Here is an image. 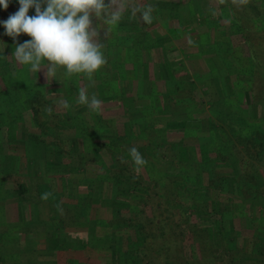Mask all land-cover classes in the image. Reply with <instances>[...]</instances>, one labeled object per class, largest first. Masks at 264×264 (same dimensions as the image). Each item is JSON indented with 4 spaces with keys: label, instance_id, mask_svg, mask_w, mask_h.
<instances>
[{
    "label": "rangeland",
    "instance_id": "rangeland-1",
    "mask_svg": "<svg viewBox=\"0 0 264 264\" xmlns=\"http://www.w3.org/2000/svg\"><path fill=\"white\" fill-rule=\"evenodd\" d=\"M173 2H181L182 9L179 7L177 9V6L174 7L175 9L179 10L181 9V16H179V13H176L177 11L173 12L172 19H171V25L174 22L177 28L179 30L177 32V35L175 36H181L182 37V30H185L186 34H192L197 36L196 41L198 38H200V34L197 32L198 28H205L207 31L205 33L201 32V35L204 39L201 43L202 48L205 49L203 51V55L207 57V60L205 61L208 72L207 77L206 75L204 77L206 80V83L208 81H211L215 78H221L223 81L221 82V85L219 86L221 91L218 93L219 98L216 100V102L213 105V108L211 109H205L206 110V118L203 117L201 121L206 122V127L208 129H212L214 125L217 128H220V131L222 128H224V138L233 140L232 135H239L240 137L245 136L248 132H246L247 128L250 130H258L259 134L263 137L264 140V30L260 28V23H249L248 20H245L244 22L247 23L248 26H250L251 30L249 33V39L254 44L256 53L253 55V59L250 58L251 53L248 52V49L246 48V45L241 41L239 34L233 35L231 37V41L233 45H229V37L227 35V31L224 30L226 26L230 25V19H231V10L227 5V1L225 0H208L205 1H199V0H172ZM235 2V4L239 8V15L242 11H244V4L249 3V0H231ZM260 2V0H253L252 2ZM153 1L151 0H131V3L135 6H139L141 9L152 6L151 4ZM106 3H110V0H106ZM21 5L19 4V0H9V6L7 9H4L2 5H0V71L5 70V67L3 66V61L5 58L13 64V70L15 69V66H17V73L18 74H11V71L4 74V77H2V87H7L6 89L0 91V113H5L4 120H1L3 123L5 122V130L6 132L1 131L0 132V139L6 137H12V145H10V149L6 148L3 149L2 145L0 144V168L2 171H7V177H10V175L16 174L18 177H10L13 178V180L18 181V184L10 185L11 190L16 191L12 193L11 197L6 200L7 205H11L10 202L13 204L16 201V204L19 206H23L24 208H27L28 212H33L36 217L39 216V214L42 212L44 214H49L48 216V223L50 225V221L52 219V222L55 224L56 228L51 232L50 236L57 237L58 235H61L64 233L67 235L70 239L71 249L75 250H81L82 246L80 243L83 242V244L86 242V237H84V233L87 231L84 228V225L82 223L83 215H87L88 209L84 208L82 209V206L77 205L75 203L66 202L63 197L60 198L61 202L64 203H70L69 207L66 208L68 211L71 210L72 214L79 219L72 218L71 220L68 219L69 223L68 226H66V222L64 224H60V211L55 210L53 213L50 212L51 208L49 203L52 201H55L53 198H57L59 196L53 195L48 200L41 199L40 196H35V193H37V186L35 187V190L31 192V198L29 204L22 205L18 202L22 199V197L25 196V194L20 195V188H26L28 190V194L25 196V199H28V195L30 193V186L27 184V181L24 183V178L30 177V170L27 171L24 169L27 165L28 167H35L36 160L39 156L42 155V151L40 148H32V151H27L28 148L34 147V145L41 146L44 145L46 142L44 141L43 137L46 134V132H54L53 129H56V126L63 127L62 117L63 115H66L70 117L73 114H78L77 112H89L90 110L84 106L79 105L76 103L77 97L75 96V90L79 91L80 88H85L87 90V93L89 96L92 94H95V74L93 75L92 80H88L83 75H73L71 78H68L65 76V69L58 68L55 73V79L51 80L50 82H47V76L46 71L42 69L40 72L41 74L31 72L29 70V66H23L19 65L14 58L12 57L15 45L17 43L23 44L26 41H30L31 37L27 34H21L19 37H17L15 40L6 35V29L2 22L7 21L8 18L11 15H14L18 10L20 9ZM44 8H46V4L43 5ZM35 8L29 9V16H34ZM155 11L152 13V21L156 20L155 18ZM162 19L161 17H159ZM93 25L97 26V30L99 32V36L103 34V36H108L109 42L107 43V47L116 45L118 43L119 39V32L117 31L118 28L130 30V27H135L136 25L140 27L144 26L146 22L143 21V19L140 16V13L138 12L135 16L131 14V9H128L124 12L121 20L116 23L115 25H108L103 20L98 21L95 17L92 18ZM256 26V27H255ZM118 27V28H117ZM141 30V28H140ZM140 30L137 31L138 36H134L133 42H132V50L130 51V56L136 60V66H138L140 53L142 49H144L146 44L148 42L140 41L143 33L140 32ZM223 30V31H222ZM164 34L170 35V30L168 28L163 31ZM127 33L131 34V32H123V35H127ZM233 33V32H230ZM197 34V35H196ZM132 35V34H131ZM99 36L97 39H99ZM184 36V34H183ZM100 42V39L98 40ZM101 43V42H100ZM103 44V43H102ZM104 47V44H103ZM105 48V47H104ZM115 58V55L112 56V60ZM203 59V57H202ZM251 59V60H250ZM254 62V63H253ZM210 69H213L210 71ZM103 70H106L104 67ZM140 74V70L138 69L136 73ZM43 73V74H42ZM17 75V76H16ZM138 75V74H137ZM142 76L138 75L139 80L142 79ZM16 77L15 80H13ZM214 80V79H213ZM9 81H13L9 83ZM230 86H226L224 82ZM1 82V81H0ZM6 82V83H5ZM8 83V84H7ZM5 84H7L5 86ZM9 86V87H8ZM111 86V85H110ZM112 87V86H111ZM217 87V88H219ZM98 99L102 96H100L98 93L96 94ZM140 97V96H139ZM59 100H66L71 105L69 108H65L59 104ZM106 103V102H105ZM198 103H195L194 105L189 104L188 105V113L190 117H196L198 114L195 112L197 110H200L198 106ZM36 110V117L35 113L33 111ZM51 108L52 111L49 113L47 109ZM85 108V110H83ZM83 115V114H82ZM171 116L170 114H168ZM209 115V117H208ZM18 118V119H17ZM36 118L41 123L42 127H44V131H41L36 123ZM191 118V119H192ZM17 119V120H16ZM154 119V120H153ZM16 120V121H15ZM13 121V122H12ZM152 121L155 123L156 118L155 116L152 118ZM70 124L74 125L75 129L80 131V127L78 124L77 118H71L69 120ZM88 122V121H87ZM152 122V125H153ZM165 124V123H164ZM204 125V124H203ZM234 126L236 129V132L233 131L232 127ZM88 126H94L90 129L85 130L84 133H87V136H95V119L93 118L91 121L88 122ZM170 128L173 127H179V124H174L172 122H168L166 125ZM119 129V128H118ZM118 129H115L117 135H118ZM127 131L134 132L133 127L130 128L128 125L126 127ZM131 129V130H130ZM168 129V128H167ZM27 130V131H26ZM73 130V131H76ZM201 132V131H200ZM179 134L181 133V130H173L166 132L164 130L163 133L158 134L155 138H149L147 139L149 141V144L142 148L136 147L132 145V147H136L138 151L142 154L143 158L147 160V164L143 166L141 171L144 170V167H146L148 170L151 167H154L156 164L161 169H168L172 170L173 166L171 165V161L176 159L177 155L181 154H188L190 156L193 153L198 152V154H202V157L200 160H204L205 162H211V159L209 158L213 152H215V148H222V144L220 143L221 138L218 135V129L215 131L208 133L206 137H199V131L190 130V132H184V134H189L191 136L196 135L193 139L189 138V140H183V142L180 143V146L174 145L173 147L169 144L172 142L167 143L165 140L168 138L167 136L169 134ZM6 134V135H5ZM152 135V134H151ZM33 136L32 140L29 138ZM14 137V138H13ZM27 138V141H23V138ZM133 139V136L131 134H127L126 136H119L114 138L112 141V144H107V146H103L100 149V151L103 150H109L112 153H118V156L116 158H120L121 160L110 161L106 160L104 161L103 158L98 155L100 164V167L103 168H110V171L112 172V175L117 176V181L119 183V189L124 191V186L127 187L125 184H128V177L123 176L121 177V169H129L132 174L135 172V166L132 162V159L129 155V149L128 146L125 145L127 142H130ZM134 140V139H133ZM168 140V139H167ZM84 143L87 144V146H94L95 140H91L87 143V141L83 140ZM147 142V141H146ZM230 142L227 141V143L223 144L225 148L230 149L228 147V144ZM23 147L25 148H22ZM30 145V147L28 146ZM185 145H188L187 147H184ZM19 147V148H18ZM125 149H124V148ZM106 148V149H105ZM241 146H239L238 149H240ZM25 149V151H24ZM8 150V151H7ZM30 150V149H29ZM95 150V148H94ZM25 152V153H23ZM253 152V151H252ZM15 153H20L18 157L13 158V156H16ZM110 153V154H112ZM27 154V155H26ZM24 156V157H23ZM43 156V155H42ZM110 156V155H109ZM212 157V156H211ZM199 159V158H198ZM44 161H46L43 158ZM122 160L124 162H122ZM155 161V162H153ZM221 162H217L216 160L212 161L210 164L211 170L215 171H227L232 170L231 168H228L227 166L220 165ZM263 164V162L261 163ZM264 167V164L262 165ZM12 167L15 168L14 174H10ZM214 168V169H213ZM9 170V171H8ZM34 170V168H33ZM129 171V172H130ZM35 172V171H34ZM37 174V173H34ZM39 174L43 177V185L38 186L40 189L44 190V192H50V180L54 179L52 178V175L50 171L48 170H42L39 172ZM129 174V173H127ZM144 177V175H143ZM150 177V176H148ZM3 179V176L0 177ZM105 178V176L100 177ZM147 176H145V179ZM143 179V184L146 183L144 186L149 187L150 192L156 193L157 190H153V182L149 180ZM10 180V179H9ZM11 182V181H10ZM123 182H125L123 184ZM20 185V186H19ZM20 187V188H19ZM152 188V189H151ZM95 187V192H96ZM101 188H98V192ZM118 189V187L116 188ZM153 190V191H151ZM122 191V193H123ZM126 190L123 194L125 195ZM0 193H2L0 191ZM115 193V192H114ZM4 195V194H2ZM0 195V196H2ZM141 192H135L132 197L141 199V196H143ZM155 200H158L162 202V198H159L157 196H153ZM75 204V205H74ZM88 206L91 202L83 203ZM1 206V205H0ZM41 206L44 210L39 212V207ZM31 207V208H30ZM89 207V206H88ZM65 209V210H66ZM83 210V211H82ZM12 211V210H11ZM10 211V212H11ZM67 211V212H68ZM81 211L80 216L77 214V212ZM10 212H6L5 214L2 212V209L0 207V243H2L3 246H1V249L3 252H16L17 251V244L15 242V234L14 229H17V227L20 229L18 231V240L21 241L22 249L26 252H30L34 246H36L38 243H48L45 246L46 251L45 253L42 251L40 252V260L41 264H53V262L50 261L49 258L51 257V250L54 247L53 241L50 239L42 238L47 237L39 235V233L36 232H30L28 228H25L22 223L23 221H19L16 216L10 217ZM59 212V213H58ZM162 212L160 210L158 214ZM15 213V212H14ZM68 214V213H67ZM3 215L6 217H10L12 221L11 224L8 223L7 219L6 222L4 220ZM56 217V219L54 218ZM68 217V216H65ZM70 218V217H69ZM40 220L41 218H37ZM25 224V223H24ZM90 227V225H88ZM83 227V228H82ZM80 229V230H79ZM3 230V231H2ZM49 233V232H48ZM50 234V233H49ZM86 234V233H85ZM55 235V236H54ZM187 238H189V235H186ZM80 242V243H79ZM51 244V246H50ZM179 245L174 246L172 250L169 252L167 248L163 245H156L154 246L153 251H151L149 256H152L155 259V264H187L186 259L193 257L191 250L189 246H191V242H187V240H184V243H178ZM40 244H38L39 246ZM96 245V242H95ZM86 247V246H85ZM5 250V251H4ZM161 250V253H160ZM68 250L67 252H69ZM44 254V255H43ZM46 254V255H45ZM191 255V256H190ZM190 256V257H189ZM103 256L102 260H105L107 262V257ZM170 257L172 260L170 263L166 261V259ZM64 258V259H62ZM61 262L58 261L57 264H80L77 261V256H67L65 254L64 257H62ZM98 258V257H97ZM95 258V259H97ZM197 258V257H196ZM194 258V259H196ZM192 259V258H191ZM44 262V263H43ZM82 263L84 264L85 261L82 260ZM202 264H220L217 262H212V259L207 258L206 260L201 262ZM55 264V263H54ZM193 264V263H190Z\"/></svg>",
    "mask_w": 264,
    "mask_h": 264
},
{
    "label": "trees",
    "instance_id": "trees-1",
    "mask_svg": "<svg viewBox=\"0 0 264 264\" xmlns=\"http://www.w3.org/2000/svg\"><path fill=\"white\" fill-rule=\"evenodd\" d=\"M151 1H153L151 4L157 14L155 18L160 20L159 17H161L164 27H156L158 21L155 20L140 27L141 30L138 25L130 27V30H120L117 27L119 43L122 44L123 42L120 36L122 31L131 32L133 38L138 35V30L143 33L146 39H153V35H157L159 38L161 37L159 34L163 35V33L158 31L168 28L167 22L171 21L173 12L177 11L179 16L182 15L181 2H173L172 0ZM204 1L206 3L208 0ZM225 1L231 10L230 25L224 28L229 37V45H233L231 41L233 35H241L240 39L246 45L248 52L251 53L250 58L253 59L256 51L254 44L249 39V33L252 30L244 21L260 23V28L264 30V0H260L258 3L252 2L253 0H249V3L245 2V10L240 15L235 2ZM175 5L177 9L179 7L181 9H175ZM146 45H148L145 47L148 48L147 50L153 47V44ZM2 61L5 70L0 71V91L7 88L1 85L2 77L6 71H11V74H18L16 72L17 66L13 70V64L7 58ZM15 79L16 77L13 80ZM10 82L13 83V81ZM33 111L36 117L34 108ZM4 117L5 113H0V132H6L5 122L1 121L4 120ZM36 123L38 128L44 131V127L37 118ZM216 129H218V135L221 138L222 148H215L214 154L209 158L211 162L214 160L221 162L220 165L231 168V171H212L211 162L200 160L202 154H198L197 151L190 156L181 154L170 162L173 166L172 170L167 168L160 170L157 164L149 170L144 167L143 171H135L133 174L127 168L121 169V177H128V184H125L127 187L124 186L125 195H121L124 191L119 189L120 185L117 181L120 180L116 179V175H112L110 168L100 167L98 170L99 177L105 176V178H101L103 183V187L99 191L101 197L95 199V231H89L88 217L83 215L82 223L85 224L84 229L87 230L86 234L84 233L86 242L84 244L79 242L82 249L75 251L71 249L72 245L65 231L57 237L48 234L49 243L50 239L54 243L51 257L63 256L70 250V254L77 256V261L80 264H83L82 260L85 261L84 264H155V259L149 256L154 246L163 245L170 252L174 246L179 245V242L184 243L186 239L187 242H191L189 248L193 255V257L190 255V258L186 259L187 264H202L201 262L207 258L220 264H264L263 137L257 132L258 130L247 128L246 132L248 133L245 136L232 135L233 140H228L224 138V128L220 131V128L214 125L210 130L213 132ZM232 129L236 132L234 126ZM183 132L181 131V137L177 139L171 137L172 139L167 138L168 140L165 141L167 143L172 142L169 143L172 147L174 145L179 147L180 143L186 140ZM32 138L33 136L29 139L32 140ZM12 141V137L4 136L2 140L0 139V144L6 150V148L10 149ZM23 141H27V138H23ZM227 141L232 144H228L229 148L231 145L230 149L223 146ZM239 146H241L240 149H238ZM116 156L118 153L108 154L102 151L100 153V157L104 161L108 159L111 162H116ZM262 162L263 164H261ZM6 173L7 171L1 172L0 168V177L3 176V179L0 178V191L2 192L0 195L4 194L0 196V207L5 216L6 212L11 211L6 200L11 197L13 192H16L11 190L10 185L18 184V181L10 178L18 177L17 175L7 177ZM145 176H147L146 179ZM149 178L153 182V190H157L156 193L155 191L151 193L149 187L144 186L146 183L143 184V179L147 181ZM49 187L53 195L59 196L53 198L55 201L49 203L51 213L58 210L57 205L59 204L63 212L60 211V224L63 225L66 222V226H68V219L71 220L76 217L71 210L66 209L70 203L60 201L66 188L63 191L54 185ZM117 187L118 189H116ZM99 192L97 188L95 194L97 195ZM135 192H141L144 195L141 196V199L134 198L132 196ZM42 193H45L44 190L37 187V195L40 196ZM23 194L26 196L28 190L21 187L20 195ZM153 196L162 198V202L155 200ZM24 197L19 201L22 205ZM160 210L162 212L158 214ZM5 216L3 215L5 222L7 219L8 223L11 224L13 220L10 217L5 218ZM54 218L56 219V217ZM19 230L18 227L14 229L15 242L18 246L16 252H3L1 249L3 245L0 243V264H41L42 260H40V254L37 251L26 252L22 249L23 243L18 240L17 236ZM186 235H189V238ZM103 256L107 257V262L102 260ZM171 260L170 257L166 259L168 263Z\"/></svg>",
    "mask_w": 264,
    "mask_h": 264
},
{
    "label": "crops",
    "instance_id": "crops-1",
    "mask_svg": "<svg viewBox=\"0 0 264 264\" xmlns=\"http://www.w3.org/2000/svg\"><path fill=\"white\" fill-rule=\"evenodd\" d=\"M155 21H158L156 27H164L163 20L156 19ZM171 22H167L168 28H171L169 29L171 30L170 35L164 34L163 31L167 29L164 28L161 29L163 31H158L163 33V35L159 34L161 36L159 37L160 39L157 35H153V39H146L144 35L139 36L141 37L140 41L148 42L149 45L153 44V47L147 50L148 48H145L147 45L139 52L140 62L138 66H136V60L130 56V51L133 48V36L131 34H120L123 39L122 44L118 42L116 45H108V47L107 43L111 39L107 40L108 36H103V34L99 36L100 42L104 44L105 48L103 47L102 51L107 59V64L104 66L106 70H103V67L95 73V95L98 93L102 96L99 98L102 101V110L99 113L92 111L82 112L83 115L78 111V114H73L70 117L67 114L63 115L61 121L64 126L60 128L56 126V129L52 130L54 132H46L43 137L46 142L44 145H34V147L27 149V151L31 152L32 148H40L43 156L38 157L35 167L26 165L24 168L26 171L28 169L31 170L30 177L24 178V183L30 179L27 181L30 186V193L27 200L24 197L23 205L27 206L29 204L31 192L35 190V187L44 183L43 177L39 172L48 170L52 178L54 177L48 185H54L63 191L66 188L65 194L61 196L65 198L66 202L80 205L82 209H88L89 231L94 232L95 199L101 197L99 195L100 192L97 195L95 194V187H103L98 173L100 169L98 155L101 153L100 149H104L101 147L110 144L118 135L126 136L131 134L133 136L134 140L132 139L125 144L128 149L132 148V145L140 148L147 146L149 144L147 139L150 137L155 138L161 133L164 134V130L168 132V130L178 129L184 132L186 130L189 133L193 129L199 131V137L208 135L210 129L206 127V122L201 121V119L203 117L206 118V110L213 108L214 103L218 100V93L221 91L219 86L223 79L213 78L212 83L211 81L206 83L204 79L207 77L206 74L209 69L205 64L207 57L203 55L205 54L203 53L205 49H201V43L203 42V37H205H202L201 32L205 33L207 30L204 27H197V32L201 37L196 41L197 36L186 34L189 30L186 32L182 30V37L175 36L177 33L174 32H177L179 28L173 26L175 25L174 22L171 25ZM114 55L115 58L112 60ZM138 69L140 74L139 72L136 73ZM44 71L47 72V69L45 68ZM137 74L139 76L143 75L141 80H139ZM205 75L206 77H204ZM51 80H53V77H47L46 83ZM224 84L229 86L227 81ZM78 93L79 91L75 90V96H78ZM195 103H198L196 106L200 110L195 111L198 115L192 118L189 116L187 108L189 104L194 105ZM154 116L156 118L155 123L152 121ZM71 118L78 119L76 124L80 127V131H77L74 128L75 126L70 124L69 120ZM93 118L95 119V136L91 137L87 136L88 134L84 133V131H89L90 129L88 128L94 127L88 126V122ZM168 122H172L175 125L179 124L180 126L173 128L167 126V129L166 125ZM128 125L130 128L133 127L134 132L129 133L130 131H127L126 127ZM115 129L119 130L118 135ZM184 132L183 136H186L187 140L196 137V135L191 136L184 134ZM181 136V133H175L169 134L167 137L168 139H172L171 137L177 139ZM83 140L87 141V143L95 140V144L93 147L87 146ZM28 146L30 147V145ZM22 148L25 147L22 146ZM102 152L112 153L108 149ZM15 155L13 158L18 157L20 153H15ZM117 160L121 159L118 158ZM14 170L15 168L12 167L11 172L8 171L14 174ZM35 192L34 195L38 196ZM89 201L91 206L88 204L89 207H86L83 203H88ZM10 204L8 205L12 210L10 217L16 216L19 221H23L25 223H22L23 226L28 228L30 232L39 233L41 236L47 235V237L42 238L48 239V234H51L56 228L52 221H50L49 225L48 213L44 214L41 212L36 217L33 213L34 211L28 212L27 208L19 206L16 201L13 204L10 202ZM38 207L40 209L39 212L44 210L41 206ZM79 213L81 211L77 212L80 216ZM37 218L41 219L38 220ZM38 244L40 245L38 246ZM38 244L30 249V252L37 251L40 254L43 251L45 253L47 248L45 245H48V243ZM66 255L75 256L70 254V252L66 253ZM60 256L50 257L48 262L57 264L58 261L61 262L64 259L62 257L65 254Z\"/></svg>",
    "mask_w": 264,
    "mask_h": 264
},
{
    "label": "clouds",
    "instance_id": "clouds-1",
    "mask_svg": "<svg viewBox=\"0 0 264 264\" xmlns=\"http://www.w3.org/2000/svg\"><path fill=\"white\" fill-rule=\"evenodd\" d=\"M19 4L18 12L2 22L6 35L14 40L21 34L31 37L30 41L15 45L14 60L19 65L29 66L31 72L38 73L46 68L48 78L55 79L56 70L63 68L68 78L83 75L90 81L107 64L92 18L115 25L124 12L131 9L133 16L139 12L143 21L150 23L154 11L150 5L141 9L131 0H110V3L106 0H19ZM45 4L46 8L43 7ZM0 5L7 9L9 0H0ZM33 7L36 14L29 16V9ZM76 103L92 112L102 110V101L95 94L89 96L83 87L79 89ZM60 104L71 107L66 100H61ZM47 111L51 113L52 109ZM129 155L137 172L147 164L136 147L129 149ZM51 196V192H45L41 199L48 200ZM57 208L62 212L59 204Z\"/></svg>",
    "mask_w": 264,
    "mask_h": 264
}]
</instances>
